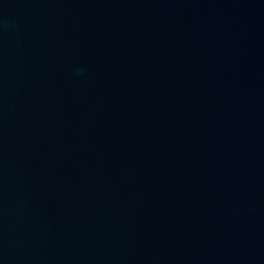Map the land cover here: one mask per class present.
Wrapping results in <instances>:
<instances>
[{
  "label": "water",
  "instance_id": "95a60500",
  "mask_svg": "<svg viewBox=\"0 0 264 264\" xmlns=\"http://www.w3.org/2000/svg\"><path fill=\"white\" fill-rule=\"evenodd\" d=\"M0 264H264V0H0Z\"/></svg>",
  "mask_w": 264,
  "mask_h": 264
}]
</instances>
